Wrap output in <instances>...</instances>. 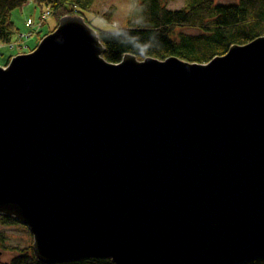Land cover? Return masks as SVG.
I'll return each instance as SVG.
<instances>
[{"label": "water", "instance_id": "95a60500", "mask_svg": "<svg viewBox=\"0 0 264 264\" xmlns=\"http://www.w3.org/2000/svg\"><path fill=\"white\" fill-rule=\"evenodd\" d=\"M96 34L63 16L0 67V215L42 264L264 258V35L203 66Z\"/></svg>", "mask_w": 264, "mask_h": 264}, {"label": "trees", "instance_id": "16d2710c", "mask_svg": "<svg viewBox=\"0 0 264 264\" xmlns=\"http://www.w3.org/2000/svg\"><path fill=\"white\" fill-rule=\"evenodd\" d=\"M27 1L0 0V42L9 41L14 36L17 30L11 22V12ZM31 1L54 10L65 6L68 11L64 15H81L97 30L105 48L104 57L110 62H118L126 52L138 59L177 56L186 61L204 62L214 55L225 54L233 44H245L264 35V0H235L225 4L218 0H185V5L177 10L166 7L170 0H138L128 25L111 30L93 27L85 17L84 10L92 0ZM114 11L112 6L107 8L101 19L110 23ZM183 29H196L198 33L183 32ZM1 220L3 224H19L7 216H1ZM15 251L8 264H42L31 245L21 252ZM60 264L114 263L109 259L85 258ZM241 264H264V258Z\"/></svg>", "mask_w": 264, "mask_h": 264}, {"label": "rangeland", "instance_id": "374dc122", "mask_svg": "<svg viewBox=\"0 0 264 264\" xmlns=\"http://www.w3.org/2000/svg\"><path fill=\"white\" fill-rule=\"evenodd\" d=\"M137 1L138 0H94L87 6L88 9L84 10V15L93 27L100 28L101 30H111L119 26L128 25V20L133 15V9L137 5ZM234 1L235 0H220V2L223 3ZM183 5H185V0H170L167 2L166 7L171 10H177ZM111 6L115 11L111 15L110 23H106L101 19V15ZM67 11L68 8L65 6H60L56 10H52V14L50 13L47 20L41 24L42 29L40 33L32 34L34 39L32 38L29 41L30 49L36 46L39 41L38 37H41L43 34L50 33L55 29L58 16L64 15ZM39 12V8L32 2L26 4L22 8H16L11 12V20L15 29L22 33L17 35L15 32L14 36L8 43L0 42V52L2 53L0 63H5L10 54L18 52L16 49L25 45L23 39L29 31V28L25 26V22L28 21V19L36 21L38 19ZM42 20L43 18L40 16L39 21ZM183 32L198 33L196 29H183ZM31 240L32 237L26 227L20 224H3L0 217L1 264H8L10 259L15 256V250H20L19 252L25 250L31 245Z\"/></svg>", "mask_w": 264, "mask_h": 264}, {"label": "bare ground", "instance_id": "6f19581e", "mask_svg": "<svg viewBox=\"0 0 264 264\" xmlns=\"http://www.w3.org/2000/svg\"><path fill=\"white\" fill-rule=\"evenodd\" d=\"M94 0H92V2H93ZM30 2H32L31 0H29V1H27L26 3H24L22 6H20L19 8H22L23 6H25L26 4H28V3H30ZM218 2L219 3H222V4H225V3H223V2H220V0H218ZM33 3V2H32ZM34 5H36L38 8H39V10H40V12H39V16H38V19L36 20V21H34V20H31V19H28V21H26L25 22V26L27 27V28H29V31L26 33L27 35H25L24 36V44L25 45H21L22 47L21 48H17L16 49V51H18V52H15V53H12V54H10L9 55V57H7V59H6V62L5 63H0V67H2V68H6L7 66H8V64H9V62L11 61V59L12 58H14V57H16V56H18V55H22V54H28V53H31L33 50H35V48H36V46L39 44V42L44 38V37H46L47 35H49L50 33H52L57 27H58V24H59V20H60V18L61 17H63V16H66V15H76V14H66V15H63V16H58V19H57V24H56V27H55V29L53 30V31H51L50 33H46V34H43L41 37H38V39H39V41H38V43L36 44V46H34L32 49H30V47H29V41L33 38L34 39V36L32 35V34H36V33H40V31H41V29H42V27H41V24L43 23V22H45L46 20H47V18H48V16L50 15V13L52 14V10H54V9H52L51 7H49V6H42V8H41V6H39V5H37V4H35V3H33ZM43 12V13H42ZM106 12V11H105ZM104 12V13H105ZM40 16H42V18H43V20L42 21H39V17ZM44 16V17H43ZM77 16H81V15H77ZM82 17V16H81ZM83 18V17H82ZM11 22H12V20H11ZM86 23V22H85ZM12 24H13V22H12ZM87 24V23H86ZM88 25V24H87ZM13 26H14V24H13ZM89 26V25H88ZM90 28H92L91 26H90ZM93 30L95 31V33H98L97 32V30H95L94 28H93ZM22 32H20L19 30H17L16 31V34L17 35H20ZM97 35V34H96ZM99 37V36H98ZM257 38V37H256ZM100 40V39H99ZM254 40V39H253ZM14 41V40H13ZM16 41V40H15ZM252 41V40H251ZM8 42H10V40L9 41H4V42H2V43H8ZM101 42V41H100ZM250 42V41H249ZM248 43V42H247ZM102 44V43H101ZM246 44V43H245ZM103 45V44H102ZM234 45V44H233ZM236 45H243V44H236ZM104 47V46H103ZM105 49V48H104ZM228 49H229V47H228ZM227 49V50H228ZM227 52V51H226ZM225 52V53H226ZM104 53H105V50H104V52H103V54H102V58L106 61V62H109V63H117V62H110V61H108L105 57H104ZM126 54H130V55H133V54H131V53H124V54H122V56H121V59H122V57L124 56V55H126ZM224 55V54H223ZM215 56H222V55H214L213 57H215ZM2 57V53L0 52V58ZM136 57V56H135ZM146 57H151V56H146ZM169 57V56H168ZM177 57V56H176ZM212 57V58H213ZM137 58V57H136ZM145 58V57H144ZM155 58V57H154ZM166 58V57H165ZM165 58H163V59H165ZM179 58V57H178ZM211 58V59H212ZM121 59L118 61V62H120L121 61ZM138 59V58H137ZM143 59V58H142ZM159 59V58H158ZM210 59V60H211ZM184 60V59H183ZM210 60H208V61H204V62H197V61H193L194 63H198L197 65H206ZM189 62H191V61H189ZM1 216H7V217H10L9 215H0V217ZM11 218H13V217H11ZM14 219V218H13ZM17 221V220H16ZM17 222H19V221H17ZM19 224L20 225H22L20 222H19ZM24 226V225H23ZM24 227H26V226H24ZM26 229L28 230V228L26 227ZM28 232H29V230H28ZM30 233V232H29ZM31 235V234H30ZM32 237V236H31ZM31 247H32V240H31ZM34 253V252H33ZM35 255V254H34ZM36 257V256H35ZM37 258V257H36ZM37 260H38V258H37ZM39 261V260H38ZM40 262V261H39ZM42 263V262H41Z\"/></svg>", "mask_w": 264, "mask_h": 264}]
</instances>
